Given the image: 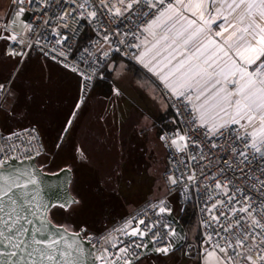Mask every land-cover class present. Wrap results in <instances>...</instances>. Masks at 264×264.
I'll return each instance as SVG.
<instances>
[{"label":"snow or ice","instance_id":"snow-or-ice-1","mask_svg":"<svg viewBox=\"0 0 264 264\" xmlns=\"http://www.w3.org/2000/svg\"><path fill=\"white\" fill-rule=\"evenodd\" d=\"M10 8L0 17V59L12 61L18 73L38 52L79 77L77 101L54 148L63 149L95 81L104 78L101 65L118 77L124 73L114 53L155 77L173 123L184 129L159 136L181 154L159 178L161 197L102 237L90 234L87 222L75 228L53 222L52 208L78 216L85 205L70 190L71 180H60L70 166L49 173L55 182L42 180L41 168L25 166L42 155L44 145L34 147L39 130L23 129L26 139L0 130V264H144L148 252L168 256L178 238L165 222L176 191L185 201L207 196L200 264H264V0H11ZM84 30L92 37L80 49L73 41ZM74 48L82 61L94 57L88 69L70 62ZM14 76L0 81V110L12 96ZM112 92L122 94L118 87ZM72 152L74 160L89 159L79 145ZM42 191L59 202H46Z\"/></svg>","mask_w":264,"mask_h":264},{"label":"rangeland","instance_id":"rangeland-1","mask_svg":"<svg viewBox=\"0 0 264 264\" xmlns=\"http://www.w3.org/2000/svg\"><path fill=\"white\" fill-rule=\"evenodd\" d=\"M10 2L11 0H0V17L8 13ZM2 46L3 43L0 47ZM117 64L125 69L122 76L118 77L115 73L110 74L109 86H104L106 84L98 80L87 97V104L83 110L91 111L95 104L100 102L101 110L106 111L104 117L108 119L107 129L109 120L112 118L115 121L116 133L119 132L125 138L131 133L135 134V138H132L130 157H128L129 146H126L128 148H123L126 155L122 160L124 164L121 161L115 162L113 170L115 176L111 178H108L106 173L109 168V159L107 154H104L108 152L104 145L97 153H94V157L90 156L85 162L84 167H88L89 171L84 176L81 175V164L73 159V154L66 148L54 160L51 159V164L55 163L60 168L68 165L74 169L72 191L74 194H80L85 205L77 220L87 222L89 233L92 235L102 233L114 223V219L116 222L120 216L129 213L137 205L149 199L160 198L163 193L159 178L162 177L165 169L167 151L159 136L162 125L161 116L169 118L170 108L162 99L152 79L146 76L135 77L128 71V64L124 60ZM16 68L17 66L12 61L6 58L0 59V81H7L15 73L13 93L7 102L13 112H7L6 116L8 118L11 115H18L25 123H32L43 138L48 134L47 125L50 124L53 116H57V104L63 102L70 91L74 92V88L77 90L75 82L77 78L59 65L39 56L30 57L18 73H16ZM113 87H118L122 94L115 96L112 92ZM26 96L32 97L30 103L25 102ZM67 105V109H70L74 105V99L71 98ZM67 109H64L65 113H68ZM63 121L61 120L57 129L60 130L62 126L60 124ZM30 127L32 126L29 125L26 128ZM107 133L109 134L110 131L107 130ZM123 145L125 144L121 143L120 146ZM50 155L51 151L47 149V155L38 159L39 164L46 163ZM127 165L132 169L124 172L122 167ZM56 213H52L51 216L69 227L75 222L72 218L77 217V215L63 216ZM97 223L101 224L100 227L107 224L108 226L98 232L100 229L97 230L98 227L95 225ZM195 231H192L190 238L186 241L191 242L194 239ZM197 249L200 252L198 246ZM189 256L191 255L186 257L178 251L160 262L162 264H200L202 255L197 258Z\"/></svg>","mask_w":264,"mask_h":264},{"label":"crops","instance_id":"crops-1","mask_svg":"<svg viewBox=\"0 0 264 264\" xmlns=\"http://www.w3.org/2000/svg\"><path fill=\"white\" fill-rule=\"evenodd\" d=\"M213 27L215 28V26ZM110 74H112V72L107 71L105 68V70L103 71V76L106 79L105 80L100 79L101 82H104L106 84L104 86H109V81L111 78L109 77L111 76ZM76 78L77 80H75V82L77 83V88L79 91V78L77 76ZM73 82H74V79H73ZM97 82L95 83L94 86H96ZM101 109H102V106L100 102H98V104H95V106L91 109V111L82 110L78 114V118H77V121L73 129L70 131L69 135L66 137L67 138L66 140L67 151L73 154L72 152L73 145H79L83 149H85L88 157L90 156L94 157L95 156L94 153H97L100 147L103 145H104V148L109 151H112V150L115 151L117 148L126 149L128 148L126 146H129V149L131 148L132 143H133L132 138H135V134L132 135L131 133L129 136H127V138H125L121 136L119 132L116 133L117 132L115 130L116 126H114L115 121H113L112 118L109 120L110 121L108 124L109 128L107 129L108 119L106 120V118L104 117L105 115L104 113H106V111L103 112ZM7 112L9 113L13 112L9 103L8 104L6 103V106L3 107V110H0V129L1 130L14 129L16 131H19L21 129L28 127L29 125L32 127H35L32 123H29V124L25 123L23 119L19 117L18 115H11L10 117L7 118L6 116ZM163 117L165 116H161V118ZM173 120L174 118L172 116L168 118V121H169L168 124L173 123ZM166 128H168L166 126V123H162L161 130L166 129ZM107 130L110 131L109 134L107 133ZM122 139L124 141H122ZM121 143H124L125 145L120 146ZM71 191H72V185H71Z\"/></svg>","mask_w":264,"mask_h":264},{"label":"built area","instance_id":"built-area-1","mask_svg":"<svg viewBox=\"0 0 264 264\" xmlns=\"http://www.w3.org/2000/svg\"><path fill=\"white\" fill-rule=\"evenodd\" d=\"M10 5H11V2H10ZM10 11H11V8L9 9V12ZM91 37H92V33L90 31H88V30H84L82 32V34H81V38L78 41H73V44H78V47L80 49L86 48V47L89 46V42H90V38ZM30 56H39V57H41V55L38 52H33V53H31ZM81 57H82L81 51H78L76 48H74L73 49V52H72V55L69 57V60H70V62L78 63L82 70L83 69H88V65L89 64H92L94 62V57H92V56H85V58H84L83 61L81 60ZM113 57L115 59L122 58V59L128 60V61L134 63L136 66L140 67L143 71L146 72V70H144L140 65L136 64V62L134 60L127 59V58H125V57H123V56H121L119 54H115V53L113 54ZM48 61H50V60H48ZM50 62H52V61H50ZM52 63H54V62H52ZM104 70H105L104 66L101 65L100 71L103 73ZM68 72L71 73L70 71H68ZM71 74L77 76L74 73H71ZM147 75L150 78V74L147 73ZM103 79L105 80V78H103ZM150 79H152L153 81H155V77H151ZM98 80H100V79H97L95 81V83ZM95 83H94V85H95ZM154 83H155L156 86L159 84L158 81H155ZM93 87L91 88L90 92L92 91ZM157 88H158V90H159V92H160V94L162 96V90H161V88L158 87V86H157ZM90 92H89V94H90ZM169 108H170V110H171V112L173 114V117L175 118V113L173 112V110H172L171 107H169ZM31 128L32 127L28 128V129H31ZM182 129H184V125L183 124H180L179 122H177L175 127L162 129L161 132H160V134L163 133V134L171 135L175 131H180ZM19 132H21L22 136H24L25 139H26V133H24L23 130H20ZM17 143H21V142L20 141H17ZM41 143L44 145L42 136L40 134V139L35 144L34 147L35 148H39V146H40ZM162 143H163V145H164V147L166 148V151H167V155H166V159H165V169H164V172H163V175H162V176H164L170 169H172L174 167V161L179 160L181 158V154L176 153L175 152V149H170V148L166 147L165 144H164V142H162ZM21 146L23 147V144L22 143H21ZM41 151H42V155L37 156L36 157L37 159H39L40 157H42L44 155L45 148L43 147V149H41ZM184 159H187V157H184ZM157 199L158 198H156V199H149V200H146L145 202L137 205L132 211H130L129 213H127V214L123 215L122 217H120V219H118L116 222H114L105 231H103L102 233H100L98 235H94V236H96V237H102V236H105L108 233L112 232L114 229H118V228L122 227L126 221L132 219L133 217H138L140 215V213H142V212H144L146 210H149V205L152 204V203L157 202ZM168 199H169V207L172 208L173 213L178 218H179V214L182 213L187 207L188 208L189 207L192 208V210L194 211V215H195V225H196V236L195 237L197 239H195V237H194V239L191 242H195L196 241L197 242V246L199 247L200 241L202 239V234L207 231L206 229H204L201 226V222L205 218L204 215H203V213L201 212V208L203 207V200H206L207 199V196H204L202 199L198 200L197 197H196V195L193 194V197H192L191 200L185 201L182 198V196L180 195L179 191H176V192H173L169 196ZM150 214L151 213L149 212V215ZM165 222L166 223H169L171 225V227L174 228V226L169 222V220L167 219V217L165 218ZM199 249H200L199 256H201L203 249L200 248V247H199Z\"/></svg>","mask_w":264,"mask_h":264},{"label":"trees","instance_id":"trees-1","mask_svg":"<svg viewBox=\"0 0 264 264\" xmlns=\"http://www.w3.org/2000/svg\"><path fill=\"white\" fill-rule=\"evenodd\" d=\"M30 57H35V58H37L38 56H30ZM122 60H124L125 62H127V64H128V71H130L135 77H144V76H146V78H148L149 76L147 75V73L145 72V71H143L140 67H138V66H136L135 64H133L132 62H130V61H128V60H125V59H122V58H118V59H115V62L116 63H118V62H120V61H122ZM55 64V63H54ZM57 65V64H56ZM145 73V74H144ZM75 88H74V92H72V91H70L68 94H66V97L64 98V100H63V102H59L58 104H57V110H56V114H57V118L59 119H56V120H58V122H57V124H58V126H59V123L61 122V120H64L60 125H62L61 126V128L64 126V122H65V120L68 118V115H69V113L73 110V106L72 107H70V109H67V107H68V103H69V101H70V99L71 98H73L74 99V104L76 103V101H77V97H78V88H77V92H75ZM72 92V93H71ZM64 109H67L66 111H68V113L66 112L65 113V111H64ZM64 111V112H63ZM170 112V117L172 116L173 117V114H172V112H171V110L169 111ZM65 114H66V116H65ZM65 116V117H64ZM169 117V118H170ZM174 118V117H173ZM162 123H166V126L168 127V128H173V127H175L176 126V123H171V124H168L169 123V121H168V118L166 117H163V118H161V124ZM60 128V129H61ZM161 132V131H160ZM56 136L54 137L53 135L51 136V135H46V136H44L43 137V140H45V142H47V144H48V146H50V147H48V149L51 151V157H52V154L54 153V150H55V148L53 147V145L56 143ZM65 143H66V140H65ZM65 143H64V147H63V149H65L66 148V146H65ZM62 149V150H63ZM62 150H59V152H58V154L59 153H61L62 152ZM114 152H116L118 155H117V157L119 156V158L121 159L120 161H122L123 160V157L125 158V152H123V149L122 148H117ZM49 156V157H50ZM58 156V155H57ZM48 157V159H46L47 160V162L46 163H44V164H39V161H38V165L39 166H43L44 167V171H46V172H49V173H51V172H55V171H58L59 170V168L60 167H58V166H56L55 165V163L54 164H51V158H49ZM123 162V161H122ZM61 167H64V166H61ZM122 169H123V167H122ZM59 210L58 209H53L52 211H51V213H50V215L52 214V213H54V212H58ZM67 213H64L63 214V216H65ZM121 217V216H120ZM80 217H73L72 219H73V221H75L72 225H71V227L72 228H75L76 227V222H81L80 220H77V219H79ZM75 219V220H74ZM179 219H180V221H181V223H182V225L184 226V228H185V230H186V233H187V239L188 238H190V235H191V233H192V231L194 230H196V225H195V215H194V211L192 210V208H186L182 213H180L179 214ZM58 220V221H57ZM115 220L116 219H114V221L113 222H115ZM53 222L54 223H56V222H59V219H55V218H53ZM83 222V221H82ZM96 225V227H98V229L97 230H99L100 229V231H98V232H101L102 230H104V228H106L107 226H108V224L107 225H103L102 227H100V223H97V224H95ZM67 226V225H66ZM104 227V228H103ZM101 228H103V229H101ZM97 233V232H96ZM195 233H196V231H195ZM195 239H197L196 237H195ZM181 254H183L184 256H186V257H188V255L190 254L191 256H189L190 258H197V257H199V252H198V249H197V242L195 241V242H188V241H186V245L179 251ZM149 257H151V258H153V256H148V257H146V258H149ZM144 262H145V260H144ZM146 264H150V262H148V263H146Z\"/></svg>","mask_w":264,"mask_h":264},{"label":"water","instance_id":"water-1","mask_svg":"<svg viewBox=\"0 0 264 264\" xmlns=\"http://www.w3.org/2000/svg\"><path fill=\"white\" fill-rule=\"evenodd\" d=\"M57 151H58V149H56L55 153H57ZM15 163L17 164V166L20 165L19 161L15 162ZM24 163H25V166L35 165L36 168H41L43 173H44V175L41 177L42 180H46L49 182H55L56 181V179H57L56 177L49 175V172L44 171L43 167L38 165V159L37 158H35L34 161H25ZM66 176L71 180V184L69 185V188L71 190V185L73 183V177H74L73 172L71 171V173H61L60 180L63 181ZM41 188L43 189V184L41 185ZM41 195L44 198V200L46 202H49L50 204H54V203L59 202L58 198L56 196L52 195L48 191H42ZM53 209H56V208H52L51 211ZM167 219L174 226V229H176V231L178 233V238L174 240V250L171 253V254H173L175 252L180 251L185 246L186 240H187V233H186V230H185L184 226L182 225L180 219L173 213V211H172V215L170 217H167ZM148 256H162V255L155 254L153 252H148L146 254V257H148ZM162 257H167V256H162Z\"/></svg>","mask_w":264,"mask_h":264},{"label":"flooded vegetation","instance_id":"flooded-vegetation-1","mask_svg":"<svg viewBox=\"0 0 264 264\" xmlns=\"http://www.w3.org/2000/svg\"><path fill=\"white\" fill-rule=\"evenodd\" d=\"M9 12V11H8ZM3 42L2 41H0V45L2 44ZM78 93H79V91H78ZM73 111V110H72ZM69 116V115H68ZM56 115L55 116H53V118H52V121L51 122H49L50 124L49 125H47V127H48V135H53L54 136V134L55 133H57V130L59 131L55 136L57 137L58 135H60V130L59 129H57L58 128V124H57V122H56ZM61 128V127H60ZM54 136V137H55ZM43 139V138H42ZM65 140H67V138H65ZM43 143H44V148H45V153H44V155H47V149H48V147H50V146H48V144H47V142H45V140H43ZM65 146H66V143H65ZM55 151H56V148H55V150H54V153L52 154V157H51V159L52 160H54L55 158H56V156L58 155V152H59V150L57 151V153H55ZM108 152H105L104 154L106 155L107 154V158L109 159V168L107 169V171L108 172H106L107 173V177L108 178H111L112 176H115L114 174H113V170H114V168H115V162L116 161H120L121 159L119 158V156L117 157V153L116 152H114L113 150L112 151H109V150H107ZM131 152H132V146H131V148L129 149V156L128 157H130V154H131ZM43 155V156H44ZM52 160H51V162H52ZM132 160V159H131ZM39 161V160H38ZM77 162L79 163V164H81V175H85L86 173H88V171H89V168L88 167H84V164H85V162H81V161H78L77 160ZM121 163L122 164H124L122 161H121ZM111 165V166H110ZM41 167H43V166H41ZM88 168V169H87ZM71 169H72V172H73V176L75 175V173H74V169L71 167ZM132 168L131 167H129V165H127V166H124L123 167V170H124V172L125 171H129V170H131ZM43 170H45L44 169V167H43ZM73 186V185H72ZM72 190H73V187H72ZM101 192V191H100ZM166 258H168V256L167 257H162V256H153V258H151V257H149V258H145V262H150V264H162L161 262V260L162 259H166ZM161 261V262H160Z\"/></svg>","mask_w":264,"mask_h":264}]
</instances>
